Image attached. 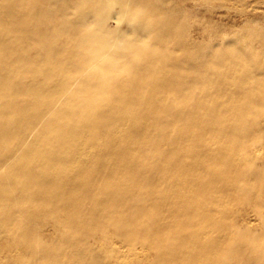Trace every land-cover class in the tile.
<instances>
[{"label": "bare ground", "instance_id": "obj_1", "mask_svg": "<svg viewBox=\"0 0 264 264\" xmlns=\"http://www.w3.org/2000/svg\"><path fill=\"white\" fill-rule=\"evenodd\" d=\"M180 1L0 0V240L18 262L122 264L113 238L160 264H257L234 213L264 190V64L203 52Z\"/></svg>", "mask_w": 264, "mask_h": 264}, {"label": "rangeland", "instance_id": "obj_2", "mask_svg": "<svg viewBox=\"0 0 264 264\" xmlns=\"http://www.w3.org/2000/svg\"><path fill=\"white\" fill-rule=\"evenodd\" d=\"M178 6L189 26L191 37L200 43L203 52L208 53L215 46L221 48L232 46L233 49L247 51L253 62L264 64V0H181ZM134 23L136 25L137 21ZM108 26L115 30L117 21L110 19ZM121 27L122 30L131 32L127 20L121 23ZM137 35L140 39H146L142 33ZM253 83V81L249 82L250 85ZM261 121L264 122L263 117ZM160 148L168 150L170 145L164 143ZM249 149L255 165L261 167L264 164V136L263 144L256 142ZM251 184L242 190L243 195H241L245 200L236 206L234 215L241 231L251 233L253 236L249 234V239L256 241V246H260L263 253L256 258V262L264 264V215H259V207L264 206V190H259L254 182ZM224 186L231 189L230 184ZM167 190L173 191L169 188ZM138 203L142 202L138 201ZM165 206L179 209L180 204L174 200ZM50 220H47L46 224L38 225L34 230L38 237L45 240L47 247L52 246V241L49 240L51 227L47 224L51 222ZM100 232L111 237L117 234L115 229L106 226ZM231 237H234L233 234ZM53 238L70 242L76 239V234H60L58 238L55 236ZM144 242L148 244V241L144 240ZM35 245L38 247L37 242ZM113 246L121 249L118 255L121 257L122 264H160L159 261L156 262L157 255L154 250L148 248L144 251L141 249L135 251V247L124 245L113 238L103 242L102 254L110 251ZM55 251L58 252L59 249ZM19 256H22L21 251L7 250L6 242L0 240V264H24L17 261Z\"/></svg>", "mask_w": 264, "mask_h": 264}]
</instances>
